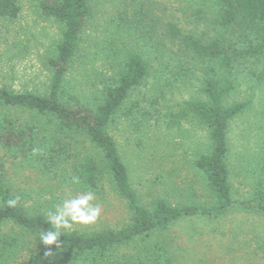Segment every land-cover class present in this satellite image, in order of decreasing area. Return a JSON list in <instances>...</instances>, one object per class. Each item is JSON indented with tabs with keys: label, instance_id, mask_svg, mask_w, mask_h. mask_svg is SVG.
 Segmentation results:
<instances>
[{
	"label": "rangeland",
	"instance_id": "obj_1",
	"mask_svg": "<svg viewBox=\"0 0 264 264\" xmlns=\"http://www.w3.org/2000/svg\"><path fill=\"white\" fill-rule=\"evenodd\" d=\"M170 1L177 9L186 4L205 9L210 5V0ZM17 2V17L0 19V88L45 96L51 77L47 61L55 58L64 27L42 14L39 0ZM88 2L92 16L82 31L77 58L66 74L67 89L82 101H98L103 89L115 83L126 54L142 51L149 75L130 93L109 127L131 185L147 205L159 197L176 206L212 205L214 199L205 180L193 167L199 155L209 152L207 129L192 118L183 120L175 129L166 127L169 114L180 111L187 102L205 100L197 63L179 52L177 46L167 44L158 53L150 51L149 46L145 48L131 31L117 26L112 0ZM182 22L179 26L185 31L194 29ZM226 38L235 68L234 91L226 104H249L243 114L229 123L226 162L233 198L247 201L253 180L264 179V59L246 54L254 44L251 33H229ZM129 110L131 114L126 115ZM46 120L0 105L3 126L4 121H12L16 127L33 123L44 130L42 135L57 136ZM71 142L70 158L51 172L43 169L41 156L25 162L14 151L0 147L1 175L11 196L19 197L18 204L29 215L47 216L62 199L88 191L73 183V178L76 167L93 158L102 170L98 188L91 191L93 202L101 207L100 217L91 225H74L69 232L116 230L127 225L131 220L127 203L116 194L111 178L102 169L98 150L84 137ZM4 231L23 238L10 255L15 264H31V239L10 226ZM147 242L155 248L148 256L141 253ZM119 253L142 256L145 264H264V217L233 210L217 219H185L144 243L123 247ZM49 264L67 263L55 257Z\"/></svg>",
	"mask_w": 264,
	"mask_h": 264
},
{
	"label": "trees",
	"instance_id": "obj_2",
	"mask_svg": "<svg viewBox=\"0 0 264 264\" xmlns=\"http://www.w3.org/2000/svg\"><path fill=\"white\" fill-rule=\"evenodd\" d=\"M168 2L112 0L117 26L131 31L145 48L149 46L150 51L158 53L164 51L167 44L177 46L179 52L197 63L205 100L187 102L180 111L167 115L166 127L175 129L183 120L192 118L207 129L209 152L199 155L193 167L205 180L214 203L176 206L163 197L154 199L148 205L142 203L131 185L129 173L109 134V127L118 112L122 111L130 93L149 75L143 52L126 54L119 65L115 83L103 89L98 101H82L67 89L65 79L77 58L85 24L92 16L89 2L39 0L42 14L64 27L55 58L47 61L51 70L48 94L39 96L0 88V105L46 117L57 136L42 135L44 130L33 123L16 127L12 121H4V126L0 124V147L7 152L14 151L16 157L25 162L41 156L43 169L51 172L70 158L71 141L84 137L98 150L102 169L111 178L116 194L126 201L131 220L116 230L66 232L60 237L59 249L56 245L49 248L38 239L40 230L47 231L50 227L46 223L47 216L40 213L29 215L19 204L15 207L6 205L5 202L13 197L2 178L0 167V264H15L10 255L20 247L23 239L6 233L4 228L7 226L18 229L23 237L27 235L31 239L34 245L31 264H49L55 257L63 258L67 264H145L142 256H127L119 251L136 242L144 243L185 219H217L233 210L264 217V179L253 180L252 193L247 201L236 200L232 195L230 170L226 162L229 123L249 106L240 102L226 104L234 91L235 82L234 55L227 45L226 35L251 33L254 44L246 54L263 60L264 0H210L207 9L189 4L177 9L172 1ZM19 11L17 0H0V19H15ZM181 21L194 29L185 31L179 26ZM125 114L130 115L131 110ZM101 172L95 160L89 158L76 167L74 175L82 189L95 191ZM152 246L147 242L141 253L148 256L155 249ZM48 251L52 254L46 255Z\"/></svg>",
	"mask_w": 264,
	"mask_h": 264
},
{
	"label": "clouds",
	"instance_id": "obj_3",
	"mask_svg": "<svg viewBox=\"0 0 264 264\" xmlns=\"http://www.w3.org/2000/svg\"><path fill=\"white\" fill-rule=\"evenodd\" d=\"M73 183H79L78 178H73ZM94 194L91 191L78 195H69L56 205L54 211L47 213L46 223L50 225L47 231L40 230L38 239L49 248L56 245L60 248V237L73 229L74 225H91L100 217L101 207L94 203ZM19 197L8 199L5 203L8 207H15ZM48 251L46 255H51Z\"/></svg>",
	"mask_w": 264,
	"mask_h": 264
}]
</instances>
